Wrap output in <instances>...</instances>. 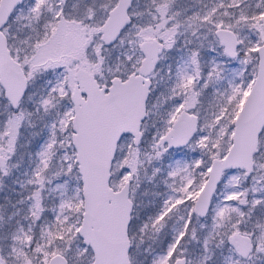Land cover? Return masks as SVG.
I'll list each match as a JSON object with an SVG mask.
<instances>
[{"label":"snow or ice","instance_id":"6c2138e0","mask_svg":"<svg viewBox=\"0 0 264 264\" xmlns=\"http://www.w3.org/2000/svg\"><path fill=\"white\" fill-rule=\"evenodd\" d=\"M0 264H264V0H0Z\"/></svg>","mask_w":264,"mask_h":264}]
</instances>
